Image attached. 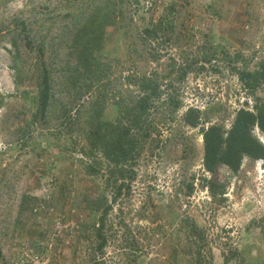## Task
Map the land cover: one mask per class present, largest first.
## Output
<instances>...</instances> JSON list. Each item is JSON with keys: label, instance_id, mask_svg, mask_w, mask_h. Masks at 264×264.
Wrapping results in <instances>:
<instances>
[{"label": "rangeland", "instance_id": "rangeland-1", "mask_svg": "<svg viewBox=\"0 0 264 264\" xmlns=\"http://www.w3.org/2000/svg\"><path fill=\"white\" fill-rule=\"evenodd\" d=\"M94 1L0 0V264H91L87 200L99 192L110 201L113 192L105 189V168L93 177L84 171L82 128L62 123L65 107L78 109L81 122L88 107L82 85H67L62 68L74 25L66 15L81 17ZM119 9L123 22L106 29L97 75L102 119L116 118L114 100L135 91L133 77L162 81L173 65L169 92L183 107L152 114L158 134L138 148L129 192L112 205L99 264H193L187 223L197 226L193 239L207 244L215 264L223 253L229 264H264L262 163L244 158L238 172L219 167L210 175L201 139L202 129L227 130L239 109L264 103V88L252 93L237 76L264 60V0H124ZM162 18L172 29L143 40L141 32ZM44 68L56 103L42 119ZM189 108L201 113L196 129L181 121Z\"/></svg>", "mask_w": 264, "mask_h": 264}, {"label": "trees", "instance_id": "trees-1", "mask_svg": "<svg viewBox=\"0 0 264 264\" xmlns=\"http://www.w3.org/2000/svg\"><path fill=\"white\" fill-rule=\"evenodd\" d=\"M133 2L137 4L138 0ZM123 4L124 0H95L91 7L79 15L81 17L66 15L70 20L73 19L74 25L67 46V56L71 59L63 65V81L74 89L77 85H82L80 89L88 96L84 99L88 107L82 122L78 109L70 105L65 107L62 123L76 130L82 128L86 147L82 149L81 155L87 161L84 171L87 176L93 177L105 168L107 173L105 189L113 192L110 201L99 192L96 200L93 198L87 200V203L91 204L88 206L91 233L88 248L91 264H99L97 258L103 257L110 242L108 232L111 227L107 226V218L113 209L112 205L129 192V184L135 177L131 167L139 155L138 148H142L145 138L158 134L152 114L160 112L161 115H176L183 107L182 101L169 92L174 85L172 76L176 68L173 65L172 70L162 81L156 76L133 77L128 86L135 91L130 92L127 100L121 97L114 100L117 108L116 118L113 121L102 119L105 100L99 95L98 88L102 84V79L97 75L104 67L101 61L104 58V36L107 28L120 25L122 13L119 8ZM162 26L172 29V23L168 18H162L150 29L141 32L143 40L154 39L159 34L157 29ZM185 75L186 71H181V79ZM237 76L242 86L252 93L264 88V60L255 70L242 71ZM53 88V78L44 68L38 84L37 106L42 119H45L56 103ZM200 119V111L192 108L187 109L181 116L182 123L191 129H196L200 125ZM255 132L264 135V103L260 101L254 102L251 109H239L227 130L221 125H211L202 129L204 171L212 175L219 167H225L236 173L244 158L261 162L264 169V144L260 142ZM98 154L101 158L96 157ZM210 186H214L213 183H210ZM187 224L185 242L189 245L188 253L192 256L193 264H215L212 250L207 244L193 239L195 237L193 234L198 231L197 226L194 223ZM222 257L223 264L230 263L229 255L223 253Z\"/></svg>", "mask_w": 264, "mask_h": 264}, {"label": "water", "instance_id": "water-1", "mask_svg": "<svg viewBox=\"0 0 264 264\" xmlns=\"http://www.w3.org/2000/svg\"><path fill=\"white\" fill-rule=\"evenodd\" d=\"M262 144H264V141L262 140V141H260Z\"/></svg>", "mask_w": 264, "mask_h": 264}, {"label": "bare ground", "instance_id": "bare-ground-1", "mask_svg": "<svg viewBox=\"0 0 264 264\" xmlns=\"http://www.w3.org/2000/svg\"><path fill=\"white\" fill-rule=\"evenodd\" d=\"M261 139L264 140V136Z\"/></svg>", "mask_w": 264, "mask_h": 264}]
</instances>
